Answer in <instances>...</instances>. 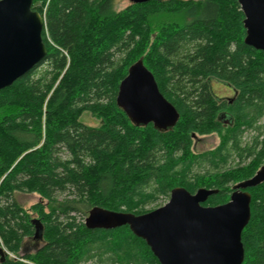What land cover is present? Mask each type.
Returning <instances> with one entry per match:
<instances>
[{
    "label": "trees",
    "instance_id": "16d2710c",
    "mask_svg": "<svg viewBox=\"0 0 264 264\" xmlns=\"http://www.w3.org/2000/svg\"><path fill=\"white\" fill-rule=\"evenodd\" d=\"M32 8L44 20L46 55L0 90V264H159L127 226L84 221L94 208L146 213L175 187L215 189L203 206L226 203L264 165V52L244 44L237 0H152L120 11L114 0H34ZM154 15L178 21L153 30ZM139 58L179 114L168 131L135 126L116 105ZM211 81L235 90L231 104ZM85 112L99 125L83 124ZM221 113L232 122L223 125ZM212 134L217 147L193 154V135ZM231 157L237 163L226 168ZM203 163L209 170L191 176ZM247 191L242 264H264V182ZM20 193L40 197L30 207L35 218L15 199ZM25 239L40 244L32 254L22 253Z\"/></svg>",
    "mask_w": 264,
    "mask_h": 264
},
{
    "label": "water",
    "instance_id": "95a60500",
    "mask_svg": "<svg viewBox=\"0 0 264 264\" xmlns=\"http://www.w3.org/2000/svg\"><path fill=\"white\" fill-rule=\"evenodd\" d=\"M145 3L152 0H128ZM159 1V0H154ZM34 0H0V90L43 61V17L33 10ZM243 14L244 44L264 52V0H237ZM116 105L135 126L148 124L168 131L179 114L160 93L154 76L139 58L118 85ZM195 139L196 136L193 135ZM264 182V165L249 179L233 186L229 200L203 206L215 189L194 193L175 187L163 206L135 215L92 209L85 219L89 228L117 229L127 226L148 246L159 264H242L241 233L250 220L251 196L247 189ZM36 223V237L40 224Z\"/></svg>",
    "mask_w": 264,
    "mask_h": 264
},
{
    "label": "rangeland",
    "instance_id": "374dc122",
    "mask_svg": "<svg viewBox=\"0 0 264 264\" xmlns=\"http://www.w3.org/2000/svg\"><path fill=\"white\" fill-rule=\"evenodd\" d=\"M180 1H191V0H180ZM192 1H197V0H192ZM130 2L128 0H114V10L115 11H120L126 8ZM36 6V5H35ZM34 6V7H35ZM178 18L174 15H154V19L152 20V28L153 30H158V27L163 23V22H176L177 23ZM210 86L212 89L213 94L218 97V98H231L233 97L232 92L229 90V87L227 85H223L221 82H216V81H211ZM80 121L88 126H93L96 127L99 125V121L96 120L93 116H91L89 113L85 112L82 114ZM261 125L264 123V117L260 121ZM257 134L256 131H246L243 136H242V144H249L252 140L253 137H255ZM220 137L216 134H212L209 136H201V137H196L193 139L192 143V153L193 154H202L207 151H212L217 147L219 144ZM237 163V160L234 159V157H231L227 163L226 168L234 167ZM209 170L207 164H195L191 168L190 175H196V174H204ZM204 188V187H202ZM65 195H60L58 198L59 200L63 199ZM15 199L17 200L18 204L25 209L31 216V218H35L36 215L35 213L30 211V207L36 203H38L41 199L38 195L36 194H25V193H20L16 194ZM169 199L168 197H159L156 202L151 203L145 207V210L147 211H152L154 209H157L164 204L167 203ZM40 244L38 242H33L31 239H25L22 247V253H33L37 249V247ZM10 257H14L13 255H10ZM81 264H101L98 263L96 259H90L89 261L83 262Z\"/></svg>",
    "mask_w": 264,
    "mask_h": 264
},
{
    "label": "flooded vegetation",
    "instance_id": "af4514ba",
    "mask_svg": "<svg viewBox=\"0 0 264 264\" xmlns=\"http://www.w3.org/2000/svg\"><path fill=\"white\" fill-rule=\"evenodd\" d=\"M223 85H225V84H223ZM227 87H229V90L232 92L233 97H231V98H218L217 97V99L221 100V101H224V100L228 101L231 104L233 102L235 96H236V92H235V90L232 87H230L228 85H227ZM218 117L222 121L223 125H228V124H230L232 122V118H231V116L229 114L221 113V114H219Z\"/></svg>",
    "mask_w": 264,
    "mask_h": 264
}]
</instances>
